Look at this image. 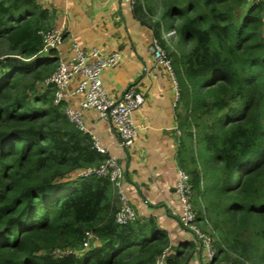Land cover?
Here are the masks:
<instances>
[{
	"label": "trees",
	"instance_id": "trees-1",
	"mask_svg": "<svg viewBox=\"0 0 264 264\" xmlns=\"http://www.w3.org/2000/svg\"><path fill=\"white\" fill-rule=\"evenodd\" d=\"M245 4L134 0L132 10L171 59L177 163L195 223L216 235L214 260L264 264V0ZM49 22L36 0H0V264H158L163 231L152 220L116 224L108 178L71 177L107 155L51 86L37 92L59 61L54 49L41 54ZM88 232L99 246L74 253Z\"/></svg>",
	"mask_w": 264,
	"mask_h": 264
},
{
	"label": "crops",
	"instance_id": "crops-1",
	"mask_svg": "<svg viewBox=\"0 0 264 264\" xmlns=\"http://www.w3.org/2000/svg\"><path fill=\"white\" fill-rule=\"evenodd\" d=\"M36 2L49 12V28H63V42L54 49L61 62L72 58L74 44L85 50L97 48L105 54H120L117 65L102 70L101 81L110 98H118L129 86L143 95V104L132 113L137 131L135 142L122 147L111 125L94 110L80 111L84 131L94 136L99 147L122 167L123 190L138 220H152L163 231L168 240L165 261L178 256L180 264H204L200 242L179 221L182 205L174 185L180 170L177 150L181 131L173 107L172 76L157 67L151 56V29L140 23L126 0ZM170 37L165 39L173 46L174 39ZM51 49L43 50L42 56ZM74 85L73 81L70 87ZM80 99L72 97L66 104L80 110ZM195 215L199 218L197 208ZM200 224L197 222L199 228Z\"/></svg>",
	"mask_w": 264,
	"mask_h": 264
},
{
	"label": "built area",
	"instance_id": "built-area-1",
	"mask_svg": "<svg viewBox=\"0 0 264 264\" xmlns=\"http://www.w3.org/2000/svg\"><path fill=\"white\" fill-rule=\"evenodd\" d=\"M129 5L134 4V0H126ZM43 50L56 49L63 42V28H48L41 31ZM74 55L68 62L58 61L55 71L42 83L51 86L53 89V103L55 105L64 104V112L67 117L84 131L81 118V110H94L99 118L106 120L122 147L132 146L137 137L136 127L132 120V113L139 109L144 102V97L137 92L133 86L127 87L125 91L116 99L107 96L101 81V72L107 67L117 65L121 59L117 51L105 54L97 48L85 50L77 44L73 45ZM151 56L157 67L164 68L171 76L175 90L173 107L178 103V90L175 77L172 72L171 59L160 41L153 37L151 44ZM74 81V87L70 84ZM79 96L80 110H74L67 106V102L72 97ZM94 146L101 153L107 155L105 149L99 147L96 138L91 136ZM97 176L108 178L118 197L119 207L115 214V223L126 225L138 221L137 214L129 202L123 190L124 172L117 160L107 155L103 163L97 166L84 168L74 173L71 177L81 178ZM189 176L179 170V177L174 188L178 192L182 205V214L179 217L181 226L193 233L200 242L202 248L206 250V260L208 264H228L226 262L215 261L214 239L202 232L195 223V210L191 203V191ZM99 246V239L93 232H88L82 241L80 249L74 253L85 252ZM57 255L61 252H56ZM67 253V251L62 252ZM166 250L157 258L158 264H164Z\"/></svg>",
	"mask_w": 264,
	"mask_h": 264
},
{
	"label": "rangeland",
	"instance_id": "rangeland-1",
	"mask_svg": "<svg viewBox=\"0 0 264 264\" xmlns=\"http://www.w3.org/2000/svg\"><path fill=\"white\" fill-rule=\"evenodd\" d=\"M254 1H256V0H247V4H245V6L243 7V12L246 10V8H248V6L249 5H251ZM172 35V34H171ZM263 37H264V33H263ZM171 39H174V34L172 35V37H170ZM171 45H173V42H172V44ZM45 87H44V85H43V83H41V84H37V87H36V89H37V92L38 93H40L43 89H44ZM119 203V202H118ZM191 203H192V205H193V201H192V199H191ZM193 207H194V209H195V206L193 205ZM201 220V219H200ZM202 222V221H201ZM200 228L203 230V231H205L206 229L203 227V224H200ZM207 231V230H206ZM191 233V232H190ZM204 233H206V234H208L209 236H211L214 240H215V236L216 235H212V233H210L209 231H207V232H204ZM193 234V233H192ZM194 235V234H193ZM195 236V235H194ZM202 251H203V259H204V264H208V262H207V260H206V258H205V256H206V250L204 249V248H202Z\"/></svg>",
	"mask_w": 264,
	"mask_h": 264
}]
</instances>
